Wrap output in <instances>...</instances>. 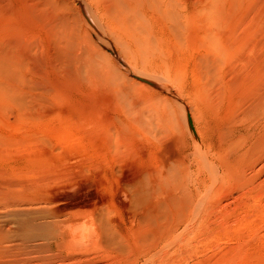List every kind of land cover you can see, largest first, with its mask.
Masks as SVG:
<instances>
[{"label":"rangeland","instance_id":"374dc122","mask_svg":"<svg viewBox=\"0 0 264 264\" xmlns=\"http://www.w3.org/2000/svg\"><path fill=\"white\" fill-rule=\"evenodd\" d=\"M65 1H70L71 6L74 4L72 10L75 12L76 0ZM79 1L84 6L87 4L85 0V4ZM243 1L246 2L243 10L260 16L254 30V14L250 15L251 37L255 38L257 30L260 43L264 39V0ZM85 8L91 9L88 4ZM43 23L27 17L28 43L33 44L35 50H28L31 56L26 60L31 58L32 61L25 62L24 73H28L24 74L26 85L22 86V93L0 96V199L9 200L0 201V226L13 216L21 218L39 212L44 222H53L54 230L64 232V243L54 252L44 245L34 248L35 242L22 238L23 232L12 222L10 253L0 263L264 264V157L258 161L261 154L255 151L245 171L234 169L232 174L235 171V175L218 178L205 167L198 168L197 161L190 157L191 148L182 145V133L171 128L178 129L184 109L191 112L193 122H197L194 127L198 132L202 128V134L206 126L212 128L216 121L219 122L220 116L226 119L233 108L230 102L237 100L234 93L231 99V94L224 91L229 79L225 78L223 83L214 80L215 85L210 84L212 88L209 87L207 95L202 94V86L193 77L199 55L193 42L188 47L183 44L177 51L170 49L173 59L162 64L166 72L161 77L148 72L140 61L135 66L128 64V57L111 42L108 47L98 41L91 46L88 44L99 77L94 78L83 72L78 62L54 56V51L46 46L47 32ZM82 45L75 48L76 54L77 51L84 53L87 45ZM108 49H113L123 62L125 60L130 73L109 56ZM59 59L65 62L64 65L60 63L62 72L58 67ZM151 83L164 90L156 89ZM210 92H213L211 96ZM173 95L179 96L181 103L173 100ZM210 99L213 102L210 103ZM168 105L174 107L169 112L165 110L169 109ZM202 113L204 119L200 118ZM135 116L139 118L137 121ZM224 119L219 124L222 125ZM182 163L185 170L181 174L177 171L183 168ZM169 164L176 166L177 175L172 176L173 171L171 175L168 173L170 177L163 184L158 185L160 180L151 181L144 175L152 168L154 173L167 174L168 166H172ZM163 167L168 170L164 168V171ZM150 185H153L151 192H156L151 201L153 209H149L145 190ZM74 224L79 227L72 228Z\"/></svg>","mask_w":264,"mask_h":264},{"label":"bare ground","instance_id":"6f19581e","mask_svg":"<svg viewBox=\"0 0 264 264\" xmlns=\"http://www.w3.org/2000/svg\"><path fill=\"white\" fill-rule=\"evenodd\" d=\"M69 2L65 0H0V96H4L6 94H12V96L19 95L22 93V86L26 85L24 83L25 80L24 74L26 75L28 72L24 73L26 67L25 62L31 60V58L28 60H26V58L31 56V55L28 56V54L32 50H35L33 48V44H31L30 42L28 43L27 35L29 32L27 31V29H29L28 28L29 25L27 26V17H31L32 19L33 18L39 19L41 20V22L42 21L44 22L43 23L44 25L42 26H45L46 29L45 31L47 32L45 33L47 34L45 37L46 46H48L49 49L54 51L55 53L54 56L57 57L58 55L57 58L64 57L63 59L66 60L68 59L70 61L78 62V64L84 70L83 72L94 76V78H99V77L96 76L97 74L95 73L94 70V66L92 62V60H94L93 51L91 50V48H89V45L91 43L95 44L96 41H98V43L102 42L108 47H111V43H112V45L116 49L118 50L120 49L119 52H123L122 55L125 54L128 57L127 58L128 64L130 63V65L132 64L133 66H135L136 62L140 61L142 62L144 68L148 72L149 71L153 72L154 73L153 75L157 74L161 77H164L163 73L166 72V71L164 72V69L162 70V64L169 62L168 59L170 58L173 59L172 58L173 53H171V50L172 51H177V49L180 50L183 44H185L186 47H188L189 46L188 44L192 45L191 42H193V47L199 49V55H197L198 60L196 59L197 60L196 70L194 69L195 72L193 73V77L197 82H199L200 86H202V89H200L201 91L204 92L202 94L207 95L208 91H210V89L212 88L211 86L215 85L214 80L218 79L220 80L221 83H223L224 82L223 80L225 78L226 79L228 78L229 80L227 81L229 86H225L224 91L231 94V99L233 98L232 93H234V95H236L235 97H237V100L235 98L233 100H235L236 102L233 103L230 102L231 106L233 105V108H231L232 111L230 109L231 113L227 112L228 115L227 118L225 117L226 119L222 117L224 119L223 124L222 125L219 124V122L223 120L221 119L220 116L219 117L220 120L217 119L219 120V122L216 121L212 128H208L206 126V130H204L203 134L200 131L202 128L199 130V132L196 130L197 127L196 128L194 127L195 124L194 122L196 121L193 122L194 119H192V116L190 115L191 112L189 113L188 110L186 111V109H184L185 112L183 114L181 113L183 115L182 117L183 119L179 123L178 129H175L177 127L174 128L172 126L171 128L176 130L177 133L178 132L180 134L182 133V138L180 137L182 139V143H183L182 145L186 149L191 148L193 153L192 155L190 154L191 155L190 157L197 161L198 168L200 169V167H205L210 171L211 174H213V176L215 174V176H217L218 178L225 179L228 178L229 176H233V174L235 173L234 171V173L232 174L234 169L239 170L240 168L241 170L245 171L244 167L247 168V165L254 156L255 151L261 154V156H259L258 158V161L264 159L263 158L264 157V66H262L264 62V54H263L264 45L263 46L259 45V44H264L261 43L264 40L262 39L264 37V33L260 43H259L260 37L257 35L258 34L257 30L254 35L255 38L252 39L251 36L253 34L251 35L252 31L250 26V22H251L250 15L254 14V16H256L257 14H255L254 12H250V10H246V9L243 10V6H244L243 4L246 3L245 1L243 0H85V3H87L89 7L92 9L89 10L85 8L87 4L84 6L79 0H76L75 12L72 10L74 4H72L71 6V3ZM254 16H252L253 24H254V26L252 27L253 29L258 26L257 24L258 21L260 20V16H256V17ZM261 26L259 25L260 29L261 28L263 29V27ZM256 36H258V40L256 39ZM79 40L80 42H78ZM38 41L39 40H37V43ZM81 44H83L82 45L83 47H85L86 45L87 47H85L84 51L81 49L84 53L79 54L77 51L76 54L75 48H77V46H80ZM29 49L30 52L28 51ZM112 50L110 49L107 50L109 56L116 59L117 63H119V65H121V67L124 70H127L126 67L128 66L125 65V60L123 62L122 59L117 57V55ZM96 53L95 55H97ZM31 54L34 53L32 52ZM256 54H258L259 56L257 55L258 56L257 57ZM55 60L58 61V59L56 58ZM60 60L61 59H59V61ZM61 62L62 61L59 62V66H58L60 69L58 70L60 72H62L61 69H63L62 68L63 66H61L60 64ZM62 63H63L62 65H64L65 62ZM26 64L28 63L26 62ZM55 65L57 64L55 63ZM67 67H64V69H66ZM250 69H253L255 71L251 72ZM128 72L130 73V71ZM94 78L92 80H94ZM121 82L123 83V79ZM212 82L213 84L210 86ZM217 82H216V86L218 84ZM150 85H153L154 87H156V89H159L161 91L164 90L163 87L157 86V84L151 83ZM221 86L223 87V85ZM131 87H133V85ZM209 87L211 88L209 89ZM232 88H235V90ZM109 89L111 90V88ZM165 91H167L170 94L172 93L170 92V90H165ZM212 93L210 92L209 95L211 96ZM173 97H174L172 98L173 100L175 99L176 102L181 103L182 99L179 98V96L173 95ZM128 98H129V94H128ZM197 98H198V94H197ZM172 99L171 101H173ZM211 101L212 99H210V103ZM188 103L191 104L190 102ZM208 103L209 102L207 101L206 104ZM213 104L216 105V103ZM145 106L148 108V105ZM209 106L207 107L209 108ZM167 107H169V105ZM171 107L165 110L169 112ZM164 108L161 109L164 110ZM173 108L174 107H172V109ZM210 108H212V104ZM179 110L181 111L180 108ZM235 110H238V113H236L237 111L235 112ZM134 113L135 111L133 112V114ZM161 113L162 112L160 111V114ZM171 113H173V111ZM181 114L180 117L182 116ZM129 117H131L130 114ZM202 117L204 119L203 113L200 118ZM215 117H217L216 113H215ZM131 118L134 117L132 116ZM177 118L178 117H176V119ZM138 119L136 117L135 120L137 121ZM177 122L178 121H176V123ZM172 125L174 126L175 124ZM201 125L202 124H200V126ZM140 126H141L140 128L143 127V125ZM136 128L138 129V126ZM179 128L181 132L179 131ZM127 129H131V128H127ZM171 131L173 130L171 129ZM167 133L172 134V132H167ZM167 133L165 135H167ZM174 137H175V133H174ZM170 139H173L174 141L173 137ZM173 141L172 143H175ZM158 142H163V140ZM162 152L165 153V151ZM171 165L173 166V164ZM180 166L183 167V163ZM171 167L168 166L170 172L167 168L163 167V169L165 168L168 170L167 174H164L162 172L154 173L153 171H151L153 170L152 168L151 170L147 171L144 175L151 181L160 180L158 182L159 185L166 182V180L172 174V171L175 172L172 174V176H174L177 175L176 174L177 172H180L182 174L185 170L184 168L185 166L183 168L179 167L181 168V170L178 169V171L176 170L177 169L176 166L175 167L173 166L174 170ZM190 169L191 167L189 168V171ZM145 171L146 170H144L143 172ZM243 171H241L240 173L242 174ZM168 173L171 174L169 175ZM25 183L26 182H24V184ZM153 185H150L151 189L150 187H145L149 201L148 202L149 209H153L152 205L154 203H152L151 201L154 200L156 196V192L154 193L151 192L153 189ZM9 186L11 187L10 184ZM4 187H6V185ZM43 187H45L44 184ZM8 190H10V188ZM1 200L2 199H0V201ZM3 201L9 202V200L7 201L6 199L2 200V202ZM42 201L43 200H41V202ZM19 216L20 215H18V217L15 218H13L14 217L13 216L12 218L8 219V221L5 219L4 224L0 226V260H3V258L7 257V255L10 253L12 222H15L19 226L21 232H23V234L21 235L22 238H25L26 240H32L35 242V244L33 245L34 248H41L43 247L42 245H44V247L47 248V250L49 249L50 251L54 252L62 247L64 243L63 240L64 232L62 231L58 232L54 230L56 225L53 224V222H48V224L44 222L41 213L33 212L32 214L30 215L27 214V216L25 215L21 218ZM78 227L79 226L76 224L72 225V228L74 229ZM0 264H7V263L1 262Z\"/></svg>","mask_w":264,"mask_h":264}]
</instances>
